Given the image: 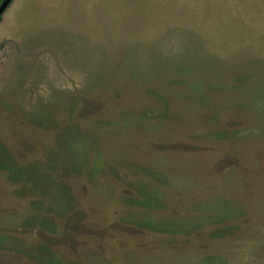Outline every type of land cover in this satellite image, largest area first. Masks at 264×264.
<instances>
[{"label": "rangeland", "instance_id": "obj_1", "mask_svg": "<svg viewBox=\"0 0 264 264\" xmlns=\"http://www.w3.org/2000/svg\"><path fill=\"white\" fill-rule=\"evenodd\" d=\"M0 264H264V0H13Z\"/></svg>", "mask_w": 264, "mask_h": 264}, {"label": "water", "instance_id": "obj_2", "mask_svg": "<svg viewBox=\"0 0 264 264\" xmlns=\"http://www.w3.org/2000/svg\"><path fill=\"white\" fill-rule=\"evenodd\" d=\"M12 2L13 0H3L0 3V16L4 14V12L7 10V8L10 6Z\"/></svg>", "mask_w": 264, "mask_h": 264}, {"label": "trees", "instance_id": "obj_3", "mask_svg": "<svg viewBox=\"0 0 264 264\" xmlns=\"http://www.w3.org/2000/svg\"><path fill=\"white\" fill-rule=\"evenodd\" d=\"M3 0H0V3L2 2ZM2 16H0V19H1Z\"/></svg>", "mask_w": 264, "mask_h": 264}]
</instances>
